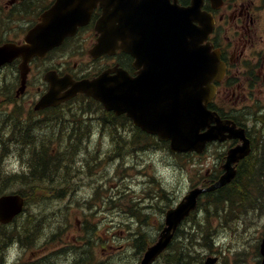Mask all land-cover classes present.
<instances>
[{
  "label": "rangeland",
  "instance_id": "rangeland-1",
  "mask_svg": "<svg viewBox=\"0 0 264 264\" xmlns=\"http://www.w3.org/2000/svg\"><path fill=\"white\" fill-rule=\"evenodd\" d=\"M88 50V45L77 40L41 66L47 67L46 71L51 67L66 70L74 64L87 69L91 62ZM102 63L94 65L102 67L105 62ZM1 83L4 89L0 90V139L4 144L0 148V173H23L31 153H37V146L44 143L49 151L60 156L63 166L55 183L47 186L49 199L32 198L26 213L12 228L7 231L0 227V235L8 237L0 242V264H74L75 256H89L93 264H136L140 259L132 246L136 238L145 245L155 239L168 207L179 202L191 188L201 185L207 173H215L219 168L220 153L215 146L203 156L174 155L167 146L149 141L135 145L116 141L114 130L107 123L98 136L96 126L102 124L92 121L95 116H103L99 111L91 117L63 107V119H68L64 123L70 130L65 127L63 132H57L55 113L48 112L39 119L30 112L38 98L37 88L43 86V73L37 72L32 77L27 94L19 100L9 89L12 81ZM236 99L237 96H230L227 100L247 115L249 100L237 104ZM26 118L32 139L34 142L41 139V144L28 145L21 137ZM72 121L76 124L70 127ZM260 121L264 122V117ZM82 126V132L75 136L74 131ZM13 136L18 141L6 142ZM119 153L123 159L116 162ZM103 155L106 161L101 160ZM25 184L26 187L17 183V187L28 192L33 185L30 181ZM104 197H116L117 202H109L102 210ZM87 205L97 206L99 214L91 217L84 214ZM260 208L258 211L236 208L220 216L204 199L180 234L185 232L193 240H201L195 251L200 255L198 264L215 257L219 259L217 264H257L264 234V205ZM86 218L91 223L90 230L99 236L89 237L87 254L83 249L87 245L88 230H83ZM16 226H21L20 230L10 232ZM14 237L18 238L11 239ZM157 264H164V260Z\"/></svg>",
  "mask_w": 264,
  "mask_h": 264
},
{
  "label": "water",
  "instance_id": "water-1",
  "mask_svg": "<svg viewBox=\"0 0 264 264\" xmlns=\"http://www.w3.org/2000/svg\"><path fill=\"white\" fill-rule=\"evenodd\" d=\"M202 3L203 0H194L193 7L179 10L171 6L169 0H57L42 15L40 24L29 32L26 45L0 48V66L22 57L25 76L27 64L33 57L44 58L67 37L75 35L80 26L89 22L93 10L100 4L103 16L96 26L100 37L90 56L97 59L121 49L145 66L146 76L134 80L123 78L126 84L120 86L113 84L106 72L98 79L80 83L69 79L58 81L48 75L46 80L51 89L38 108L86 93L102 101L108 109L120 114L127 112L136 125L170 141L174 153L196 151L201 154L208 142L224 140L226 132L229 138L244 136L243 130L236 131L232 122L222 121L216 112L208 109L216 91L212 81L221 79L223 69L217 57L202 46L199 39L203 38V33L193 25L198 21ZM66 86H72L71 92L60 96L61 89ZM203 130L206 131L202 133ZM249 153L246 141L244 146L229 153L224 166L227 173L216 184L191 191L167 212L166 226L141 264H152L156 260L171 243L181 222L196 209L198 197L230 183L236 176L232 164ZM24 205L20 195L2 196L0 220L11 222L23 212Z\"/></svg>",
  "mask_w": 264,
  "mask_h": 264
},
{
  "label": "flooded vegetation",
  "instance_id": "flooded-vegetation-1",
  "mask_svg": "<svg viewBox=\"0 0 264 264\" xmlns=\"http://www.w3.org/2000/svg\"><path fill=\"white\" fill-rule=\"evenodd\" d=\"M187 1V0H186ZM186 4L180 5L188 6ZM221 6L213 5L210 1H206L203 10L209 13L214 21V30L209 37L214 49L220 52L222 62L226 65V77L219 83V92L216 98V110L221 114L222 118L226 119L231 114L232 106H228L227 99L232 96H237L235 103L239 101L249 100L252 111L264 112V0H223ZM56 0H0V47L13 44L22 45L28 32L39 22L40 16L50 9ZM101 16L100 9H96L92 15L91 22L79 29L78 35L74 38H69L65 42L66 45L79 39L82 43L88 46H93L96 41L95 26ZM65 45V46H66ZM90 47V48H91ZM106 61L104 65L105 70L123 69L129 73L132 78L137 77V71L134 69V60L124 55L117 53L112 57L101 58L98 62ZM22 60L16 59L13 62L3 66L0 69V90H3L1 81H12L13 85L9 88L14 94L18 88L19 83H14V80H21L20 65ZM45 60L34 59L30 66L28 74L26 92L31 84L32 77L38 72L40 74L45 70L42 63ZM90 63L88 70L78 69L75 64L76 71H67L61 73L74 74L73 76L79 79L93 78L99 75L100 67ZM99 71V72H98ZM89 74V75H88ZM115 73H111L114 76ZM47 88L46 83L42 87H38V91L45 92ZM25 92V93H26ZM67 105V104H66ZM88 111L104 112V108L96 102L87 105ZM31 113L41 118L45 111L37 112L30 110ZM240 111V110H238ZM105 119L100 118V122L114 121L119 122L122 126H131V120L126 115L117 116L113 112H104ZM257 116L254 118H247L238 120V126L246 129L247 137L251 141V146L254 150L256 140L259 136V131L254 126ZM102 120V121H101ZM93 122V121H92ZM26 127L24 134L21 135L23 140L30 144H41V139L34 142L29 130V121L26 118ZM106 127V125H104ZM120 132L125 133V128L120 127ZM44 131V130H43ZM34 134L38 131H34ZM26 136V137H25ZM129 136L136 142H141L147 139L151 142H160L155 135L149 134L145 131L135 128L129 133ZM40 138V136H39ZM30 140V141H29ZM240 142L237 140H228L223 143H215L220 147V154L226 150L237 146ZM213 145V144H212ZM211 145V146H212ZM30 147V146H29ZM41 149L42 146H37ZM35 153V152H34ZM38 153V152H37ZM35 153V155L37 154ZM34 155V156H35ZM221 157V156H220ZM222 158V157H221Z\"/></svg>",
  "mask_w": 264,
  "mask_h": 264
},
{
  "label": "trees",
  "instance_id": "trees-1",
  "mask_svg": "<svg viewBox=\"0 0 264 264\" xmlns=\"http://www.w3.org/2000/svg\"><path fill=\"white\" fill-rule=\"evenodd\" d=\"M42 153L43 155H38V158L33 161V170L28 176L15 174L6 177L0 174V196L10 191V188L7 187L9 181L14 184L21 183L25 187L27 186L25 183L29 184L30 181L33 186L28 192H25L23 188L18 190L25 196L27 202H30L32 198L33 200H43L50 197L47 186L55 183V178H58L59 169L63 163L59 155H57L59 158L50 155L48 149ZM204 199L209 201L211 208L220 209L223 213L236 208L259 209L264 205V157L247 160L241 167L237 179L230 186L207 194ZM199 240H193V236L185 232L183 235L178 232L175 242L170 247V252L166 255L165 264H195L198 262L199 255L195 251Z\"/></svg>",
  "mask_w": 264,
  "mask_h": 264
},
{
  "label": "bare ground",
  "instance_id": "bare-ground-1",
  "mask_svg": "<svg viewBox=\"0 0 264 264\" xmlns=\"http://www.w3.org/2000/svg\"><path fill=\"white\" fill-rule=\"evenodd\" d=\"M83 115V114H82ZM37 129V128H36ZM63 132V131H62ZM26 137V136H25ZM30 141V140H29ZM42 167V166H41ZM40 168V167H39ZM44 172V171H43ZM195 264H198V262H196Z\"/></svg>",
  "mask_w": 264,
  "mask_h": 264
}]
</instances>
